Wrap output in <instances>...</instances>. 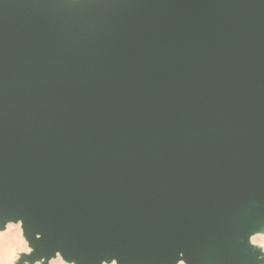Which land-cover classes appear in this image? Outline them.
I'll use <instances>...</instances> for the list:
<instances>
[{
    "label": "water",
    "instance_id": "water-1",
    "mask_svg": "<svg viewBox=\"0 0 264 264\" xmlns=\"http://www.w3.org/2000/svg\"><path fill=\"white\" fill-rule=\"evenodd\" d=\"M16 264H264V0H0V229Z\"/></svg>",
    "mask_w": 264,
    "mask_h": 264
},
{
    "label": "clouds",
    "instance_id": "clouds-1",
    "mask_svg": "<svg viewBox=\"0 0 264 264\" xmlns=\"http://www.w3.org/2000/svg\"><path fill=\"white\" fill-rule=\"evenodd\" d=\"M21 224L22 221H8L5 228L0 229V264H16L21 259V253L33 252ZM254 242L264 245V237H257ZM24 264H29V261L24 260ZM36 264H40V261H36ZM50 264H73V262L66 261L62 258V254L57 252L56 256L50 259Z\"/></svg>",
    "mask_w": 264,
    "mask_h": 264
},
{
    "label": "bare ground",
    "instance_id": "bare-ground-1",
    "mask_svg": "<svg viewBox=\"0 0 264 264\" xmlns=\"http://www.w3.org/2000/svg\"><path fill=\"white\" fill-rule=\"evenodd\" d=\"M4 228H5V227H4ZM4 228H3V229H4ZM257 237H264V235L261 234V233H256V234L252 235V236H251V242H252V243H255V244H258V245H260L262 248H264V245H262V244H260V243H258V242H254V241H256V238H257ZM34 264H36V262H35ZM48 264H50V259H49V261H48ZM104 264H114V262H111V263H104Z\"/></svg>",
    "mask_w": 264,
    "mask_h": 264
}]
</instances>
